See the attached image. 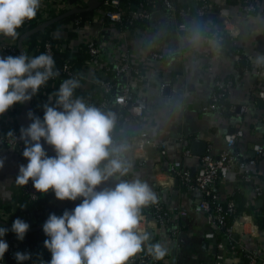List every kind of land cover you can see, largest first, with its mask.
I'll return each instance as SVG.
<instances>
[{
  "label": "crops",
  "instance_id": "0c3cea01",
  "mask_svg": "<svg viewBox=\"0 0 264 264\" xmlns=\"http://www.w3.org/2000/svg\"><path fill=\"white\" fill-rule=\"evenodd\" d=\"M176 1L182 7H193L195 11L192 17L185 20V31L178 29L176 21L163 8L162 0H151L154 6L145 28L137 25V28L124 33L101 23L83 27L77 32L53 33L52 37L80 42L92 39L95 34L102 35L105 41L104 54L109 60H118L123 53H129L134 64L142 65L141 68L147 73V85L142 88L133 85L134 96L129 106L135 105L137 100L144 103L146 125L143 127L124 108H111L119 134L116 145H127L126 158L132 164L131 174L123 179L139 177L145 181L163 207L174 214L165 225L157 224L149 217L148 223L141 222L140 227L151 233L150 242H160L168 248V255L164 259L167 264H213L215 248L213 241L206 237L209 232L207 215L195 211L200 194L187 189L179 177L172 174V167L175 161H181L185 171L196 174L202 157L183 155L185 149H190L192 140L196 139L206 141L207 154L215 158L226 147L225 137L240 130L243 131V136L238 140L236 150L241 157L255 158V147L264 146V98L259 94L264 93V65L255 63L258 55H264V0H254L257 11L250 15L244 13L242 0H209L210 8L205 16H198L197 10L201 5L196 0ZM213 30L230 36L239 52L210 35ZM27 35L28 33L14 39L0 37V43H22L28 41ZM156 48L172 57L152 62L148 55ZM0 55L7 56L1 48ZM84 73L86 81H83L80 89L87 95L80 97L76 92L74 95L83 101L88 98L95 100L101 90L97 81L110 77L102 75L97 67L88 65ZM218 81L233 82L226 101L235 107L236 113L224 114L225 109L209 108ZM50 97H53V93ZM50 97L47 104L54 103ZM244 106L248 108V112L239 115ZM28 113L27 103L18 104L16 110L11 111L20 128L27 127L30 123ZM9 118L7 113L0 117L1 121ZM145 129L149 132L151 141L165 145V149L156 148L150 143L134 145L131 142L132 139L137 140ZM45 147L54 151L46 144ZM0 157L5 159V166L0 170V205L4 204L2 206L7 211H12L19 208V200L25 195L22 186L15 184V181L19 166L27 161L9 149L0 151ZM254 176L256 183L264 188V161L257 163ZM216 193L222 201L232 198L238 201L237 205L243 209L240 215L246 218L244 227L240 225L244 232V246L264 253V231L250 216L260 212L253 207L264 206V199L256 197L253 184H245L241 172L234 169L226 179L218 182ZM74 203H71L68 210ZM49 204L50 202L45 206ZM36 206L28 211L33 212L34 217L21 216V219L30 224V229L40 228L29 232L33 233L31 243L43 252L50 253L44 247L46 236L42 226L50 214L62 215L65 206H54L51 210L41 206L36 209ZM249 208L251 212L247 211ZM0 220L12 226L15 217ZM12 233L8 231L5 240L10 247L19 251L16 244H21L22 241ZM225 264L246 262L242 257H228Z\"/></svg>",
  "mask_w": 264,
  "mask_h": 264
},
{
  "label": "clouds",
  "instance_id": "9594fccd",
  "mask_svg": "<svg viewBox=\"0 0 264 264\" xmlns=\"http://www.w3.org/2000/svg\"><path fill=\"white\" fill-rule=\"evenodd\" d=\"M41 6L42 0H0V37H18V30L36 17ZM255 63L264 65V55H258ZM58 76L56 61L47 53L0 55V117L15 105L30 102ZM78 87L75 78L62 80L50 97L54 103L44 105L43 118L29 112L31 122L20 130L27 163L19 166L15 184L31 182L40 194L80 201L62 215L50 214L44 222V247L51 253L44 264H131L145 251L163 260L168 248L150 242L151 233L140 227L143 210L156 203V194L139 177L123 179L131 174L132 164L126 158L127 145L114 144L116 118L76 97ZM45 144L54 155H49ZM4 166L0 157V170ZM29 230L30 224L21 218L12 222L11 231L20 241ZM8 231L0 225L2 264L9 251ZM15 259L25 264L32 255L17 251Z\"/></svg>",
  "mask_w": 264,
  "mask_h": 264
},
{
  "label": "built area",
  "instance_id": "2783aa9c",
  "mask_svg": "<svg viewBox=\"0 0 264 264\" xmlns=\"http://www.w3.org/2000/svg\"><path fill=\"white\" fill-rule=\"evenodd\" d=\"M92 0H42V6L39 9L36 17L27 21L21 29L18 31L20 35L16 38H21L27 33L37 29L50 21L56 20L62 17L66 13L73 10H89ZM140 3L135 10L126 5L124 0H103L101 5L88 12L76 13L67 19L56 22L51 26H48L43 31H39L36 36L24 41L22 43H0L1 50L8 55H19L22 52L28 56H35L42 52L52 55L56 61V55L58 53L69 52V57L64 60L61 65L56 67L59 70V76L50 80L47 85L42 88L41 93L33 97L32 106L34 107V114L43 118L44 105L49 102V97L52 96L54 90L52 88H58L61 81L67 78H75L79 81L80 89L83 81H86L85 68L76 69L74 61L76 54L84 52L88 56L86 61L88 66L97 67L102 75L108 77L110 74L112 77L121 78L123 81L120 84L111 82L110 79H103L97 81L100 87V92L96 99H87L84 102L89 105L96 106L102 111H107L109 108L117 107L118 110L126 109L128 114L136 119L138 123L146 125L147 114L144 103L141 100L135 105H130V95L133 94L134 87L142 88L147 85V73L141 68L142 65L134 64L129 53H123L121 58L115 61L109 60L104 54L105 41L101 35H96L92 39L75 42L71 40L57 39L52 37V34H64L67 31H80L83 27H90L95 24H103L115 28L121 32H126L130 29L137 28V22L141 21L148 23L152 15V7L154 4L151 0H138ZM201 4L197 10L198 16H205L209 12L210 5H202L207 0H196ZM150 7L147 8L146 6ZM162 6L166 12L176 21L178 29L185 31L187 24L185 20L192 17L194 14L190 11L184 10L177 4L176 0H162ZM242 7L246 15L253 14L257 11V6L254 0H242ZM130 15L129 20L126 18ZM219 30L212 33V36L219 42L224 39L219 35ZM50 36H49V34ZM126 37V36H125ZM75 42V43H74ZM172 55L163 53L159 49H153L149 52L148 58L154 61H163L171 58ZM217 87L230 91L233 88V82H217ZM264 98V93H259ZM223 98V94H214L211 98L209 108L211 110L221 109L218 106L219 99ZM227 100V95L224 97ZM236 112L234 106L231 108ZM11 109L7 112L10 118L4 121L6 124H0V151L13 150L19 156H23L24 143L19 139L20 130L15 128L16 117L11 114ZM248 112L246 106L241 107V113L243 115ZM13 133L15 137L8 133ZM113 141L116 144L119 134L114 129ZM243 136V131L240 130L236 133L229 134L225 137L226 147L220 153L219 157H213L210 154H206L200 159L199 167L195 175H192L190 171L183 169L181 161H175L172 167V174L179 177L182 184L190 191L199 192L200 197L195 205V211L197 213H205L207 215V225L209 232L206 234L207 239L213 241L215 248V256L213 257V264H225V260L228 257H242L246 264H264V253L259 249H247L244 246L243 235L241 229L244 227L245 217L243 215L236 216L237 208L233 199L222 201L216 193V187L219 181L228 177L231 170L237 169L242 174V181L245 184H253L254 193L257 198L261 199L264 194V188L261 184L256 183L254 176L255 167L259 161H264V146L257 145L255 147V158H243L237 152L236 146L238 140ZM134 145L136 143H150L156 148L165 149V145L153 143L150 138L149 132L145 129L138 137V139L131 141ZM183 155L189 157L192 155L189 148L185 149ZM22 186V185H21ZM23 193L28 195L30 199L37 202L40 197L31 182L28 185L22 186ZM58 200L54 197L50 201L51 205L53 201ZM80 202V201H79ZM4 205V204H2ZM0 205V219L14 218L18 216L34 217V213L20 214L17 209L7 211V209ZM19 207V205H18ZM44 207V206H43ZM47 206H45L46 208ZM40 205L36 206L39 209ZM173 212L167 211L161 202L157 199L156 203L147 206L143 210L142 221L148 223L149 217H151L155 223L165 225L171 221ZM256 214V213H255ZM255 222V215H250ZM234 217V220H231ZM256 224V223H255ZM240 228V230H239ZM21 243V242H20ZM19 251L29 252L32 255V260L27 261L28 264H44L46 259H41L37 256L31 246H26L24 249L21 244H16ZM16 249L9 246V251L5 254L3 264H17L15 259ZM133 264H167L166 261H157L146 251L137 254L132 260ZM2 264V262H0Z\"/></svg>",
  "mask_w": 264,
  "mask_h": 264
},
{
  "label": "trees",
  "instance_id": "16d2710c",
  "mask_svg": "<svg viewBox=\"0 0 264 264\" xmlns=\"http://www.w3.org/2000/svg\"><path fill=\"white\" fill-rule=\"evenodd\" d=\"M124 2L126 3V5L130 6L134 10L136 8H138V5L140 3L138 0H124ZM209 4H210L209 3V0L205 1L204 3H202V5H207V6ZM146 7L149 8L150 6L147 5ZM180 7L182 9H184V10L190 11L191 13L195 14V11H194V8L193 7H189V6H186V7L185 6H183V7L180 6ZM129 17H130V15H128V17L126 18V21L129 20ZM137 25L140 26V27H142V28H145L147 24L146 23H143V22H137ZM214 32H215V30H213V32H210V35H212V33H214ZM219 35L221 37H223V39H224L221 43H223L225 46H228L232 50H234L236 52H239L238 49H237V47L233 44V41L231 40L230 36H228L226 34H222L221 32H219ZM49 36H50V34H49ZM30 38H32V36L29 37L28 39H30ZM239 54L242 56L241 53H239ZM68 57H69V52L68 51H66L65 53H58L56 55V64L57 65H61L62 62H64V60H67L68 59ZM88 59H89L88 56L84 52L77 53L76 54V59L74 61L75 68L76 69H82V68L84 69V68H86L87 65H88L86 61ZM240 67H241V64H240ZM242 69H245V68H242ZM108 76L110 77L109 79L111 80V82L116 83L117 85L120 84V83H122V81H123L121 78L112 77L110 74ZM56 89H58V88H55V89L52 88L51 90H54L55 91ZM54 91H53V93H54ZM75 92H76V94H79L80 97H83V96H86L87 95V93L84 92L81 89H76ZM215 93L216 94H220V93L223 94V98L219 99V101H218V106H220L221 109H225L224 110V112H225L224 114L236 113V112H234V111L231 110L232 105L229 104L224 99V97L228 94V91H225L224 89H220L219 87H217ZM17 107H18V104L15 105L13 108H11V110L14 112V109L16 110ZM111 111H112V109L109 108V110H107L105 112L111 113ZM0 121H1V119H0ZM5 124L6 123L3 121L2 122V125H5ZM15 128L16 129H21L19 127L18 123L15 124ZM115 130H116V126H115ZM49 155H54V153H49ZM54 197H55L54 193H51V192L48 193L47 195L41 194L40 197H39V200L37 202H34V201H32L30 199V197L28 195H24L19 200V208H18L19 209V212L26 214V213H28V211L33 210L36 205H40L41 207L44 206V208H45V205L48 204L51 200H53ZM232 199L236 203V208H237L236 216H239L242 213L241 211L243 209H242V207L240 205H237V202L238 201H236L235 198H232ZM261 199H264V194L261 196ZM71 203H72L71 201H59V200H55V201H53V203L51 205L47 206V209L48 210H51L54 206L55 207H57V206L60 207V205H64L65 206V210L66 209L68 210L69 207H70V205H71ZM253 209L260 211V212H258L256 214H254L255 215V223H256V225H258V227L260 229H262L264 231V206H262L260 208L253 207ZM247 211L248 212H251V208H249ZM232 219L234 220V217L233 218L231 217V220ZM9 232L11 234H13L11 230H9ZM32 237H33V233H27L25 239L22 241V245H23L22 248L23 249L26 246H31L32 248L34 247L32 245V243H31ZM34 248L37 249V256L39 258L46 259L47 261H50L51 260V253L43 252V250L41 248H37V247H34ZM163 260H160V261H163ZM25 264H28V262H25Z\"/></svg>",
  "mask_w": 264,
  "mask_h": 264
},
{
  "label": "water",
  "instance_id": "95a60500",
  "mask_svg": "<svg viewBox=\"0 0 264 264\" xmlns=\"http://www.w3.org/2000/svg\"><path fill=\"white\" fill-rule=\"evenodd\" d=\"M103 0H92L91 3H90V9L89 10H73L69 13H66L65 15H63L62 17L60 18H57L56 20H53V21H50L48 22L47 24L37 28V29H34L33 31L29 32L27 37H31L32 35H34L35 33H38L39 31H43L45 30V28H47L48 26H51L53 25L54 23L56 22H59V21H62L66 18H69L70 16L76 14V13H83V12H88V11H91L92 9H95L97 7H99L101 5ZM133 94L130 95L129 99L131 100L133 98ZM32 102H33V98L30 102L27 103V109L29 112H32L34 113V109H33V106H32ZM238 111H240V108L238 109ZM31 122V121H30ZM45 147V145H44ZM45 149L48 151V153H54V151L50 150V149H47L45 147ZM190 150H191V153L192 155H195V156H198V157H203L207 154V151H208V143L206 141H203V140H199V139H196V140H192L191 142V146H190ZM79 200H77L71 207V209H73L75 207L76 204H78ZM70 209V210H71ZM0 225H3L9 229H11V225H9L8 223L0 220ZM40 230V228H36V229H30L28 231L29 232H35V231H38Z\"/></svg>",
  "mask_w": 264,
  "mask_h": 264
}]
</instances>
